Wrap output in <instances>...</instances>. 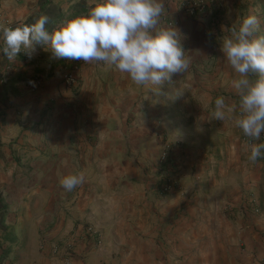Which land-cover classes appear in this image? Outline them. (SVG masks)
Returning <instances> with one entry per match:
<instances>
[{
  "label": "crops",
  "instance_id": "0c3cea01",
  "mask_svg": "<svg viewBox=\"0 0 264 264\" xmlns=\"http://www.w3.org/2000/svg\"><path fill=\"white\" fill-rule=\"evenodd\" d=\"M44 2L0 0V27L24 24ZM78 2L52 0L67 15ZM195 2L207 7L200 21L187 12ZM163 3L159 26L183 34L190 66L164 82L160 97L104 62L82 61L71 89L61 73L72 60L56 59L50 48L36 46L15 62L0 53L4 264H64L52 251L64 244L77 255L73 264H259L264 257V159L249 162L234 118L211 116L218 96L239 102L231 85L238 74L219 43L253 13L264 35V0ZM163 135L174 142L178 187L161 198L154 184ZM80 171L85 181L66 191L61 179ZM249 192L261 198L262 213L232 217L227 206Z\"/></svg>",
  "mask_w": 264,
  "mask_h": 264
},
{
  "label": "clouds",
  "instance_id": "9594fccd",
  "mask_svg": "<svg viewBox=\"0 0 264 264\" xmlns=\"http://www.w3.org/2000/svg\"><path fill=\"white\" fill-rule=\"evenodd\" d=\"M163 12V0H95L87 12L59 22L51 31L46 28L49 17L45 14L31 25L0 27V53L15 62L22 55L31 57L41 45L50 48L56 59L104 62L160 97L164 82L190 66L183 34L175 26H159ZM260 27L259 16L249 14L221 39L223 58L238 74L231 85L239 102L229 105L218 96L211 113L216 121L234 118L235 126L250 141H260L264 134V35H257ZM249 148V162L264 159V143H251ZM84 181L85 172L80 171L60 182L72 191Z\"/></svg>",
  "mask_w": 264,
  "mask_h": 264
},
{
  "label": "built area",
  "instance_id": "2783aa9c",
  "mask_svg": "<svg viewBox=\"0 0 264 264\" xmlns=\"http://www.w3.org/2000/svg\"><path fill=\"white\" fill-rule=\"evenodd\" d=\"M187 12L193 20L200 21L204 18L207 7L202 2H195L187 9ZM8 27H13V25H9ZM81 64L82 61H71L66 68L62 69L61 79L66 87L75 89L79 86L77 73ZM160 142L161 151L155 168L157 180L154 184V188L159 197L163 198L170 195L178 187V182L177 164L173 158L174 142L164 135L161 137ZM226 210L232 217L245 219L249 215H260L263 209L260 199L249 192L242 197L238 206L229 204ZM86 232L87 237L95 244L101 242V236L93 227H88ZM52 251L55 255L59 254V256H61L64 264H73L77 256L70 244L54 246ZM258 261L259 264H264V257Z\"/></svg>",
  "mask_w": 264,
  "mask_h": 264
},
{
  "label": "trees",
  "instance_id": "16d2710c",
  "mask_svg": "<svg viewBox=\"0 0 264 264\" xmlns=\"http://www.w3.org/2000/svg\"><path fill=\"white\" fill-rule=\"evenodd\" d=\"M89 8L90 7L87 4V0H80V2H78L77 4L71 7L70 15H67L66 13L63 12V9L59 5L53 4L52 1L50 0H47V1L45 0L42 11L39 14L30 17L24 24L31 25L34 22H36V20L39 18L41 14H45L49 17V22L46 25V28L49 31H51L59 22L71 19L82 13H85L88 11ZM15 26H19V25L15 24ZM37 47L41 48L42 46L37 45ZM18 58L20 60H25V59H22L21 56ZM23 79L25 81L34 80V78H30V77H24ZM7 257H8L7 252L4 251L2 255L0 256V264H4V262L7 260Z\"/></svg>",
  "mask_w": 264,
  "mask_h": 264
},
{
  "label": "rangeland",
  "instance_id": "374dc122",
  "mask_svg": "<svg viewBox=\"0 0 264 264\" xmlns=\"http://www.w3.org/2000/svg\"><path fill=\"white\" fill-rule=\"evenodd\" d=\"M50 1H52V0H50ZM239 135H240V137H239L240 140L247 145H250L251 143H264V134H262L260 141H250L248 137L244 136L242 130L240 131ZM256 197H259V196H256ZM259 199H261V198L259 197Z\"/></svg>",
  "mask_w": 264,
  "mask_h": 264
}]
</instances>
